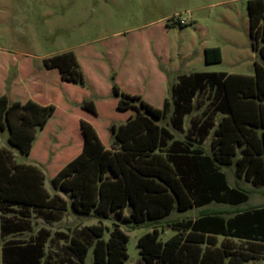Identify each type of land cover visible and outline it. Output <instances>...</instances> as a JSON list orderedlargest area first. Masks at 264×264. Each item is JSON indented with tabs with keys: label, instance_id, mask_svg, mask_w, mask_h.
I'll return each instance as SVG.
<instances>
[{
	"label": "trees",
	"instance_id": "obj_1",
	"mask_svg": "<svg viewBox=\"0 0 264 264\" xmlns=\"http://www.w3.org/2000/svg\"><path fill=\"white\" fill-rule=\"evenodd\" d=\"M248 8L253 48L262 58L255 62L254 74H181L171 87L172 100L157 107L139 94L122 90L112 73L118 109L137 112L121 124H111V147L105 146L93 124L81 120L83 149L52 178L53 192L46 187V173L40 166L19 162L12 149L0 148L3 264H67L71 255L85 264L91 247L95 264H125L130 236L118 220L136 228L160 223L175 210L213 202L237 209L230 216L218 211L177 219L171 223L176 233L165 241L162 230L154 227L138 240L143 257L139 264H246L264 258V205L240 209L250 199V191L231 186L222 169L235 163L240 176L264 184V0H249ZM172 21L168 24H186ZM222 57L219 46L206 47V62H221ZM44 66L59 68L64 81L88 87L73 49L46 57ZM203 90L210 91V98L201 115L191 118L184 138L159 123L169 117L173 128L184 133L185 118L199 108L195 98ZM80 104L98 112L92 98ZM55 112L53 103L0 96V128H8L9 143L24 156H30L38 131ZM217 114H222L219 120ZM212 130L209 154L203 142ZM128 207L131 211L126 214ZM70 209L94 215L100 224L73 235L60 252L48 250L54 237L46 228L29 240L19 237L33 230L31 213L53 223ZM113 217L117 221L112 228L103 224ZM90 236L93 244L87 239Z\"/></svg>",
	"mask_w": 264,
	"mask_h": 264
},
{
	"label": "rangeland",
	"instance_id": "obj_2",
	"mask_svg": "<svg viewBox=\"0 0 264 264\" xmlns=\"http://www.w3.org/2000/svg\"><path fill=\"white\" fill-rule=\"evenodd\" d=\"M248 3L249 0H0V96L6 93L10 101H24L37 93L54 99V103L59 105L48 125L38 131L30 156L22 155L9 143L8 128L5 130L0 128V148L12 149L19 162H30L40 166L46 173V186L53 192L52 177L58 171L57 167L62 164V157L72 151L76 142L78 147L81 141L83 143L79 118L84 110L80 103L73 102V112H66L61 106V95L73 101L92 98L97 103L100 113L96 116L89 112L83 115L95 123L98 132L108 142L111 135L108 123H119L123 117L121 112L116 111L111 101L115 98L112 90V73H116V82L118 72L122 77L123 73H126L124 63L115 66L117 50L115 47L123 37L129 39L138 32L151 35L152 44L157 40L159 43L169 45L170 62L167 69L168 79L172 82L178 81L181 74L198 71L254 74L255 62H262V58L253 48ZM174 18L183 19L185 26L170 23L172 27L165 29L164 25L173 22ZM107 40L111 42L108 46L103 44ZM85 41L98 48L111 69L105 83L92 82L95 88L90 85L81 87L63 81L57 68L47 69L44 66L46 57L75 49ZM212 46L221 48L223 56L221 62H206L205 47ZM154 49L155 45H152V50ZM146 58L147 55L143 54V59L147 60ZM145 64L150 65L149 60ZM18 75L19 80L15 84L14 80ZM82 89L89 94L85 95L80 91ZM128 89L130 91L128 93L142 95L157 107L163 106L162 103L151 99L149 93H155V90L146 87L141 89L138 86ZM165 94L172 100L171 92L167 88ZM209 98V90L198 93L195 102L199 104V108L195 113L201 115ZM194 116L195 114H192L187 117V127ZM159 123L171 128L178 138L184 137L183 132L173 128L169 117L159 120ZM56 126L62 129L61 139L73 143L70 147H64L58 154L56 149L60 146L58 131L55 134L53 131ZM48 138L47 157L42 162V146L46 145ZM224 169L229 175L231 185L238 182L243 187L255 188L244 179L239 180L234 167ZM61 193L66 195L64 192ZM262 204L264 187L252 192L250 200L240 208L246 209ZM210 208L234 209L226 205H213ZM130 211L128 207L125 213L129 214ZM199 214L200 210L197 208L183 212L175 211L161 223H147L136 228L118 220L130 236L127 244L128 259L125 264H139L143 260L137 245L141 235L158 227L162 230L161 239L165 241L175 233L170 227L173 221L196 217ZM28 220L33 230L20 234L19 237L29 240L32 235L46 228L51 232L52 238L54 237L53 243L50 241L47 245L48 250L53 252H60L71 237L85 227L100 224V220L94 215L78 214L72 209L65 212L64 217L57 222H46L35 213H31ZM115 220L117 221L115 217L103 220V224L112 228ZM61 233L64 234V239H60ZM87 239L93 244V236ZM3 245L0 210V264H3ZM70 258L71 261L67 264H83L74 255ZM85 264H95L93 247L90 248ZM246 264H264V258L253 259Z\"/></svg>",
	"mask_w": 264,
	"mask_h": 264
},
{
	"label": "crops",
	"instance_id": "obj_3",
	"mask_svg": "<svg viewBox=\"0 0 264 264\" xmlns=\"http://www.w3.org/2000/svg\"><path fill=\"white\" fill-rule=\"evenodd\" d=\"M164 27H165V29H168V28L172 27V25L166 23L164 25ZM151 38H152V36L149 35V34H142V33L138 32V33H135L134 36L131 35L129 37V39L127 37H123L121 39L122 41L120 40L119 45L117 47H115L117 49L116 50V54H115V57H116L115 66H118L117 65L118 63H124V67L126 68L125 69L126 73H123V77H122V74H120V72L117 73V83L122 88V90H124L126 92H130L128 88H130V87L136 88L137 86L140 87L141 89H145V87H146V88L155 90V93H149V95L151 96V99H155L158 103L164 104V101L169 98L165 94L166 88H167V90H170V92H171L172 85L175 82H177V81L172 82V81H170L168 79L169 70L167 69V64L170 62L169 45L168 44L159 43L157 40L155 41V43L152 44ZM109 43H111V42L108 41V40L103 42V44L106 45V46L110 45ZM152 45H155V49L154 50H152ZM205 49H206V47H205ZM73 50L76 52V54L78 56L79 62L81 64V67H82V69H83V71L85 73L86 79L88 81V86L90 85V86L94 87V85L92 83L94 81L97 82V83H100L101 81H102V83H105L106 79L111 74V69H110L109 65L104 61L103 54L98 50V48L96 46L92 45L91 42L85 41V42L80 43L78 45V47H76ZM143 54L147 55V58H146L147 60L143 59ZM148 60L150 62V65L145 66L146 65L145 63ZM162 66H163V68H162ZM55 68H57V67H55ZM55 68H47V69H55ZM57 69L59 70V68H57ZM59 72H60V70H59ZM60 75H61V72H60ZM19 76L20 75H18L17 78L14 80L15 84L19 80ZM61 79H62V75H61ZM66 82H68V81H66ZM107 85L110 86V84L108 82H107ZM81 87H84V86H81ZM112 90H113V86H112ZM80 91H82L85 95L89 94L87 91H85L83 89L80 90ZM60 97H61L60 98V102L62 103L61 106L64 108V110L66 112H73L72 111L73 110V105H74L73 102H76L78 104L82 102L80 100H76V101L74 100L73 101L71 98H68V97L62 96V95ZM28 99H33V100H35V101H37V102H39L41 104H44V105L51 104V103L55 104L54 101H53L54 99L51 100L49 97H47V96H45L43 94L41 96V95L35 93V95L29 96L26 100H24L22 102H25ZM145 100L148 101L147 99H145ZM111 101H112V105L115 106L116 111L117 112H121L122 115H123L122 121H120L117 124H121V123L125 122L129 117L135 115L136 112H137L133 108L128 109V110H120V109H118V98L116 96ZM148 102L151 103L150 101H148ZM55 105H56V111H57L58 108H59V105L58 104H55ZM96 106H97V110H98L97 113H94V112H92V111H90V110H88V109H86V108L81 106L82 110H84V113H82V116H80V118H79L81 131H82L81 120H86V121L90 122L96 128L95 123H93L92 121L88 120L83 115V114H86L87 112H89V113H93V115L96 116L98 113H100V109H99L97 103H96ZM194 114H195V116L198 115L197 113H194ZM189 116H192V114L186 116V118H185L184 136H185V133L187 132V130L189 129L190 125H191L189 123V126L188 127L186 126V119ZM221 117H222V114H217L216 115V119L217 120H219ZM112 123H116V122H112ZM112 123H108V125H107V127L110 130V134H111L108 142H107V139H105L98 132V130L96 128L101 140L103 141V143L105 144L106 147H111L112 146V132H111V129H110V126H111ZM47 125H48V123H47ZM57 127H58V129H57ZM61 130L62 129L61 128L59 129V126H56L53 129L54 134L58 131V133H57L58 134L57 136L59 138L58 139V142H59L58 145H60V146H58V148L56 147V149H58L57 150V154H58L59 151L63 150L64 147H66V146L70 147L71 144H73L72 141L68 140L67 142H65L64 140L61 139L62 138L61 137L62 136V133H61L62 131ZM82 133H83V131H82ZM37 136H38V134H37ZM212 137H213V130L211 131V133L208 135V137H206V139L203 142V146H204L206 152L209 153V154H211L212 151H213ZM208 141H209V144H208ZM84 142H85V136L83 134V143L81 141L80 145L78 147V144L76 142L74 147L72 149L70 148L72 151H69L68 153L65 154L64 157H62L63 161H62V164H60V166L57 167L58 171L60 169H62L69 161H71L74 157H76L82 151L83 146H84ZM45 143H46V145L44 144L42 146V162L47 157L46 151H47L48 146H49V138H48V140ZM60 159H58V161ZM229 167H234L235 175H236V177L239 180L240 179H244L247 183H250V184H252L255 187V188L249 189V188L241 186L238 182L235 185L234 184L233 185L230 184L231 186L241 187V188L249 190L250 191V197H251V193L252 192H256L257 189H259L261 187H264V184L258 186V185H255L251 180L246 179L245 176H240L237 173V167H236L235 163L232 164V165H229V166L228 165H222V169L226 173H227V171L224 168H229ZM58 171L55 173V175L58 173ZM227 175H228V173H227ZM229 179L230 178H229V175H228V180ZM229 183H230V181H229ZM48 190L50 192H52V189L48 188ZM243 204H245V203H243ZM243 204H241V205H243ZM213 205H226V206H229V207H233L234 209H230V210L211 209L210 207L213 206ZM241 205L238 206V207L240 208ZM262 205H264V204H262ZM262 205H255V206H262ZM193 208H197L198 210H200V214L198 216H200L203 213L218 212V211H225L226 212L225 215L226 216H230L232 214V212L237 209V206H232L230 204H223V203L213 202V203L208 204V205L203 206V207H193ZM190 209H192V208H190ZM175 211H177V210H175ZM180 212H183V211H180ZM198 216L190 217V218H194L195 219ZM182 219H188V218H182ZM170 227L172 229H174L171 226V224H170ZM175 233H176V230H175Z\"/></svg>",
	"mask_w": 264,
	"mask_h": 264
},
{
	"label": "built area",
	"instance_id": "obj_4",
	"mask_svg": "<svg viewBox=\"0 0 264 264\" xmlns=\"http://www.w3.org/2000/svg\"><path fill=\"white\" fill-rule=\"evenodd\" d=\"M182 21H184L183 19H181Z\"/></svg>",
	"mask_w": 264,
	"mask_h": 264
}]
</instances>
